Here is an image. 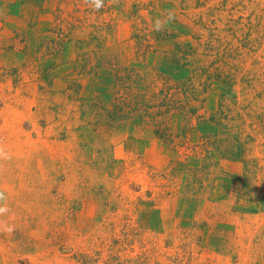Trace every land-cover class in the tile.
<instances>
[{
	"label": "rangeland",
	"instance_id": "1",
	"mask_svg": "<svg viewBox=\"0 0 264 264\" xmlns=\"http://www.w3.org/2000/svg\"><path fill=\"white\" fill-rule=\"evenodd\" d=\"M0 143V264H264V0H0Z\"/></svg>",
	"mask_w": 264,
	"mask_h": 264
},
{
	"label": "clouds",
	"instance_id": "2",
	"mask_svg": "<svg viewBox=\"0 0 264 264\" xmlns=\"http://www.w3.org/2000/svg\"><path fill=\"white\" fill-rule=\"evenodd\" d=\"M114 3L118 0H113ZM85 3L95 11H99L104 7V0H85ZM167 19L171 21L174 16L169 13ZM163 24L160 19H156L154 22L155 30H161ZM13 159V154L7 150V148L0 143V174L4 171V166L7 162ZM11 208L8 205V194L5 190L0 189V232L12 234L15 231V225L8 222L5 217H10Z\"/></svg>",
	"mask_w": 264,
	"mask_h": 264
}]
</instances>
